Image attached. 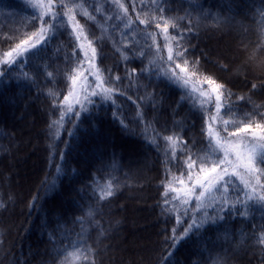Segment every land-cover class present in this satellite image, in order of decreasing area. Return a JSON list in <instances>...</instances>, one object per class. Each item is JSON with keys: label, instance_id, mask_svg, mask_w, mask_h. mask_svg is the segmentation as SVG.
I'll list each match as a JSON object with an SVG mask.
<instances>
[{"label": "snow or ice", "instance_id": "snow-or-ice-1", "mask_svg": "<svg viewBox=\"0 0 264 264\" xmlns=\"http://www.w3.org/2000/svg\"><path fill=\"white\" fill-rule=\"evenodd\" d=\"M24 2L33 10L31 19L23 30L0 35V91L16 81L42 93L48 101L49 138L55 140L62 130L70 137L57 153L62 163L54 165L59 187L46 178L41 182L45 196L88 172L86 182L74 189L81 201L80 194H86L87 201L70 216L61 203L41 223V229L51 228L47 243L55 249L52 264H104L103 242L109 236L100 207L121 193L120 181L109 172L117 146L100 136L106 119L115 121L122 136L137 137L140 148L164 157L158 206L172 227L161 232L167 245L163 264H173L170 258L186 241L211 244L214 227L227 225L234 216L243 221L260 212L264 219V59L251 57L259 72L256 82L246 78L247 93L234 91L240 86L218 74L232 68L209 60L197 25L187 13L177 14L176 0ZM101 20L109 22L110 32L103 27L97 32ZM209 63L216 71L208 70ZM129 93L136 97L131 119L117 104L121 97L131 100ZM257 95L259 103L253 99ZM74 151L84 154L75 166L69 160ZM12 199L5 191L0 208L7 209L5 200ZM40 199L38 189L29 207ZM61 222L63 231L52 227ZM94 222L96 239L86 236L84 228ZM251 231L249 240L256 243L248 251L255 255L258 248L264 264V227ZM213 264L227 261L218 256Z\"/></svg>", "mask_w": 264, "mask_h": 264}, {"label": "trees", "instance_id": "trees-1", "mask_svg": "<svg viewBox=\"0 0 264 264\" xmlns=\"http://www.w3.org/2000/svg\"><path fill=\"white\" fill-rule=\"evenodd\" d=\"M88 2L104 5L105 0ZM130 2L125 0V3ZM136 3L139 4L140 0ZM144 3L147 4L148 0ZM175 6L178 15L187 13L197 25L200 47L208 53L209 60L228 64L232 68L231 72L218 74L240 86L234 91L247 93L248 89L243 86L245 79L256 82L253 77L259 75L251 57L264 59V0H176ZM32 11L24 0H0V35L8 30H23L22 26L31 19ZM102 14L103 9L98 19ZM101 27L105 32L111 31L107 21H100L96 26L97 32ZM115 36L118 39L119 32ZM107 63L110 64L111 60ZM206 67L210 72L216 71L211 63ZM129 95H132L131 100L121 97L117 104L121 106L122 113L131 119L135 116L133 101L136 97L133 93ZM253 99L260 102L258 95ZM47 108L48 101L42 93L38 95L34 88L16 81H13L12 87L0 91V197L5 191L13 197L11 201L5 200L7 209L0 208V264H25V261L28 264H52L55 249L47 243V233L51 228L41 229L42 221L46 217L51 218L53 210L61 203L70 216L80 203L87 201L86 194H80L84 196V201H81L74 190L86 182L87 171L76 183L69 185L65 180L59 192L44 195L41 182L46 178L49 183L55 181L59 187L54 165L62 163L57 153L65 149L64 142L70 141L63 130L55 140L49 138L46 130ZM64 127L71 129L72 125L65 123ZM109 129L111 135L107 134ZM100 136H106L110 145L114 143L117 146V158L112 162L114 167H109V172L121 184V193L100 207L103 227L109 236L103 242L107 248L102 253L104 264H163L167 245L161 232L165 227H172V222L165 223L166 217L161 215L158 206L160 185L164 179V157L146 146L140 148L137 137L122 136L115 121L109 123L106 119ZM83 155V152L74 151L69 160L75 166ZM104 159L107 162L108 158ZM34 164L37 166V171L32 170L34 177L25 175L26 182L21 183L20 168L26 166L31 169ZM81 167L85 166L81 164ZM38 189L41 199L35 208H30L29 201ZM254 216V219L248 217L243 221L234 216L227 225L214 227V234H209L211 244L207 240L197 244L186 241L170 259L173 264L177 261L179 264H213L219 256L227 264H260L259 249H255V255L253 251H248L250 243H256L255 239L249 240L251 228L254 226L259 230L264 227L262 214L256 212ZM95 226V222L91 226L85 224V235L96 239ZM52 227L63 231L65 225L61 222ZM70 238L76 239L74 235Z\"/></svg>", "mask_w": 264, "mask_h": 264}, {"label": "rangeland", "instance_id": "rangeland-1", "mask_svg": "<svg viewBox=\"0 0 264 264\" xmlns=\"http://www.w3.org/2000/svg\"><path fill=\"white\" fill-rule=\"evenodd\" d=\"M36 167H37V166L34 164V165H32L31 169L26 168V166L20 168L19 173H20V175H21L20 179H22V182H21V183L25 184L24 182H26V179H27V177H29V176H30V178H31V177H34V176H33L34 172H33L32 170L35 169V170L37 171V168H36ZM28 171H30L32 174L30 175V172H29V174H28ZM25 175H28V176L25 178ZM23 186H26V185H23ZM25 188H26V187H24V189H25ZM24 189H23V190H24ZM140 245H141V244H140Z\"/></svg>", "mask_w": 264, "mask_h": 264}]
</instances>
